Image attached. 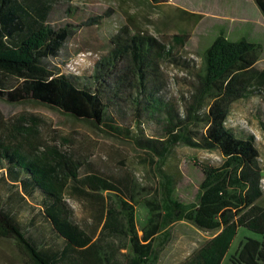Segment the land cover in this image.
<instances>
[{
	"label": "trees",
	"instance_id": "obj_1",
	"mask_svg": "<svg viewBox=\"0 0 264 264\" xmlns=\"http://www.w3.org/2000/svg\"><path fill=\"white\" fill-rule=\"evenodd\" d=\"M58 1L0 0V101L42 106L107 138L133 142L155 166L157 188L140 205L145 217L137 222L134 195L114 174L56 148L39 151L0 120V238L13 241L32 264H158L172 226L182 222L212 235L184 264H221L239 229L260 239H244L229 264H264V207L258 203L264 188L255 137L226 124L229 107L251 93L259 47L217 35L178 115L161 97L157 72L183 37L173 36L165 46L124 27L110 39L107 56L79 80L53 65L79 27L52 19ZM64 1L63 14L72 15L73 0ZM253 1L264 19V0ZM125 109L131 127L119 123ZM151 124L162 126L160 137L145 135ZM259 126L264 138V123ZM180 145L220 157L218 164L199 166L202 181L190 203L175 196L177 183L165 171ZM74 196L86 199L93 213L82 227L68 203ZM121 249L127 250L125 263L117 258Z\"/></svg>",
	"mask_w": 264,
	"mask_h": 264
},
{
	"label": "rangeland",
	"instance_id": "obj_2",
	"mask_svg": "<svg viewBox=\"0 0 264 264\" xmlns=\"http://www.w3.org/2000/svg\"><path fill=\"white\" fill-rule=\"evenodd\" d=\"M63 2H57L52 19L79 27L53 65L79 80L107 56L110 39L124 27L131 35L139 32L165 46L171 45L173 36L183 37L181 44H174L171 58L159 63L157 72L161 97L178 115L184 113L197 85V76L202 70L201 56L217 35L223 34L230 41L244 38L257 45V61L251 67L254 80L248 87L251 93L229 107L226 124L246 129L255 137L264 188V138L259 126L264 123V19L253 0H73L69 3L72 15L66 16ZM89 19H97V23L87 26ZM0 120L7 131L21 130L24 138L35 143L39 151L56 148L114 174L122 187L131 190L137 222L143 221L145 210L140 205L144 199L151 198L158 180L148 155L133 142L107 138L55 111L32 104L10 105L0 101ZM119 123L131 127L127 109ZM161 128L151 124L143 130L145 135L155 138L160 137ZM197 129L204 130L200 126ZM219 160L214 152L184 145L176 147L165 166V171L177 183L175 196L182 203L192 202L202 181L199 166L218 164ZM86 201L78 196L68 200L74 221L81 227L92 222L93 213L85 207ZM258 203L264 207V190ZM171 231L172 240L162 249L158 264H184L212 238L211 234L182 222L172 226ZM247 238L260 239L246 229H239L221 264H229V259ZM117 258L125 263L127 250L121 249ZM0 264H32V261L13 241L0 238Z\"/></svg>",
	"mask_w": 264,
	"mask_h": 264
}]
</instances>
